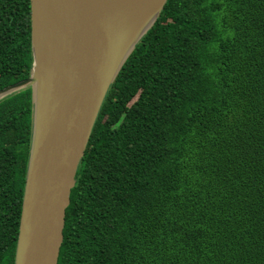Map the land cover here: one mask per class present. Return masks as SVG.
<instances>
[{
  "label": "trees",
  "instance_id": "obj_1",
  "mask_svg": "<svg viewBox=\"0 0 264 264\" xmlns=\"http://www.w3.org/2000/svg\"><path fill=\"white\" fill-rule=\"evenodd\" d=\"M123 63L57 264H264V0H166ZM31 64L29 0H0V89ZM32 107L31 87L0 99V264L14 261Z\"/></svg>",
  "mask_w": 264,
  "mask_h": 264
},
{
  "label": "water",
  "instance_id": "obj_2",
  "mask_svg": "<svg viewBox=\"0 0 264 264\" xmlns=\"http://www.w3.org/2000/svg\"><path fill=\"white\" fill-rule=\"evenodd\" d=\"M166 0H29L32 128L13 264H57L65 209L105 94Z\"/></svg>",
  "mask_w": 264,
  "mask_h": 264
},
{
  "label": "bare ground",
  "instance_id": "obj_3",
  "mask_svg": "<svg viewBox=\"0 0 264 264\" xmlns=\"http://www.w3.org/2000/svg\"><path fill=\"white\" fill-rule=\"evenodd\" d=\"M124 62H125V61H124ZM123 64H124V63H123ZM121 66H122V65H121ZM263 95H264V94H263ZM257 133H258V132H257ZM257 133H256V134H257ZM259 134H260V133H259ZM62 239H63V238H62Z\"/></svg>",
  "mask_w": 264,
  "mask_h": 264
}]
</instances>
